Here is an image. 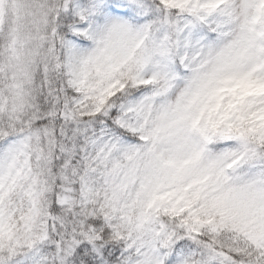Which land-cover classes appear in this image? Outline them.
Instances as JSON below:
<instances>
[{"label": "snow or ice", "instance_id": "obj_1", "mask_svg": "<svg viewBox=\"0 0 264 264\" xmlns=\"http://www.w3.org/2000/svg\"><path fill=\"white\" fill-rule=\"evenodd\" d=\"M0 264H264V0H0Z\"/></svg>", "mask_w": 264, "mask_h": 264}]
</instances>
